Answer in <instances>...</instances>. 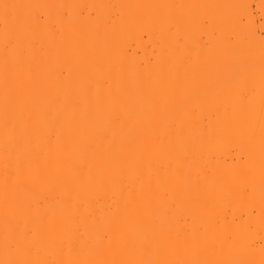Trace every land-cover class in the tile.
<instances>
[{"label":"bare ground","instance_id":"1","mask_svg":"<svg viewBox=\"0 0 264 264\" xmlns=\"http://www.w3.org/2000/svg\"><path fill=\"white\" fill-rule=\"evenodd\" d=\"M206 1L0 0V264H229L220 84L264 36L252 1Z\"/></svg>","mask_w":264,"mask_h":264},{"label":"rangeland","instance_id":"2","mask_svg":"<svg viewBox=\"0 0 264 264\" xmlns=\"http://www.w3.org/2000/svg\"><path fill=\"white\" fill-rule=\"evenodd\" d=\"M104 1H108V0H104ZM208 1H210V0H207L206 2H208ZM245 1L246 0H241V2H237V1H235V2L237 4V3H242V2L245 3ZM248 1H250V2H248ZM248 1H246V2L251 3V1H252V3L254 4V5H251V8H252L251 12L253 13V14L252 13L251 14L253 15L252 16L253 18L250 17L251 20H248L246 17H243V18H246L249 21V23H250V21L252 22V19H254V22H256V23H254V22H252V23L258 25V26L254 25L255 29H257V35L258 36H264V32H261V31H264V10L263 11H259L258 9L256 10V7H257L256 3L258 2V0H255L256 2L253 0H248ZM259 1H261V0H259ZM202 2H203V0H202ZM227 2H228V0H227ZM235 2H232V3H235ZM208 3L210 4V2H208ZM208 3H207V5H208ZM216 3H217L216 0H211L210 9H212L213 6H215L214 4H216ZM204 8H206V6ZM206 11H207V9H206ZM208 11H209V8H208ZM206 15L210 16V12H208V14H206ZM255 16H256V18H255ZM206 17L204 18L205 20H206ZM207 18H208V23H209L211 17H207ZM258 18H259V20H258ZM246 19L245 20L241 19L242 21L240 20V22H242L243 24L247 23ZM208 23H207V21L205 22L206 28H208ZM236 26L237 27L240 26V23L238 22V24H236ZM250 26L251 25H249V28H250ZM233 27H235V25ZM252 27H253V25H252ZM238 28H240V27H238ZM246 28L247 27H245V30H246ZM262 28H263V30H262ZM205 34H206V32H205ZM205 38L206 37L204 36L203 42L206 41ZM240 49L241 48L237 49V50H239V52L236 51L235 54L233 53L234 55L232 56V59L230 62L231 64L227 63L228 66L225 64L226 67H229L230 65L233 66V69L231 71L234 70L235 72L234 71L231 72L232 79L226 78L225 80L222 81L223 83H221V80H220V83H221L220 88L223 86L222 89H220V96L222 94L223 98L221 96V100H222L223 104L226 105V106L223 105L222 102L220 101V106L224 107V111H223V109H221L222 107H220V111L221 112L223 111L225 114V110H227L230 107L228 109V111L231 112L230 109H232V113H235L234 114L235 116L228 113L229 118H226V120H229L230 118H232V122H230L231 119L229 122H226V120H225V122L227 124L233 123V126L238 128L234 134L231 133L228 135V134H226L227 125L224 126V124H223L224 127H222L223 130H221V131L223 132L224 130H226V132L224 131L223 134H226L227 136H224L226 139H223L224 137L223 138L221 137L220 138V144H219V146H220V148H219V151H220L219 162H220V164L219 165H220L221 171H223L221 173H224V175L222 176V179H221L223 182L221 181L222 186L220 187L221 188L220 193H221V195L226 194V196L221 197V199H220V203H221L220 204L221 210L219 213V217H220L219 218V225L221 226L220 227V244H221L220 245V251H221L220 255H223V253H225L224 249L226 246L231 245L233 248V252L231 251L232 254L230 253L231 257L228 254L229 255L228 257H230L228 259V260H230L229 264H234L236 262L239 264V261H241L239 259H240V257L242 258V256H241L242 252H241V254H239L240 256L237 254L239 251V248H241L243 245L244 248L241 249V251H243V250H245V247L247 248L248 246H251V247H249L250 251L245 250L247 253L248 252L250 253V256L248 255L249 253L247 255L250 258H252V260L249 259L250 261L246 260V264H248V262H249V264H251V263H253V264H264V260H263L264 259V195H263L264 192H262V191H264V185H262L264 183L260 184V182L258 181L260 178L264 177V151H263V149H264V123L262 121V120H264V115H263L264 114V112H263L264 111V97L261 98V101L259 102L257 109L253 110L251 112L252 114L249 113L250 116L248 114H247L248 116L246 114H244L245 109H244V111H242L243 108H247V107H245L247 105V103H245L244 100L242 101L243 98L241 97V96H243L245 98V101H246L250 96L249 94L252 93L251 92L252 90L250 89L251 93L249 92L248 93L249 96H247L246 93L244 92V91H246V89L244 91L242 90V89H244V86L247 87L245 85L246 81L247 82L249 81V83L251 81L247 77H248V74H250L249 70L252 68H247V65H248L247 62H249V65L252 64V66L248 65V67H253L254 63H255V67L251 71L254 72V71L258 70V68H259L260 70H258L257 72L260 71L261 72L260 76L262 77V75L264 74V72H262L264 70V68H263L264 67V51L256 53L257 55L255 54V56L251 57V59H249L250 57L246 58L248 61H246V59H245V63H244V61L240 62L239 56L241 58V55L244 54V51H247V48L244 51L240 50ZM238 54H240V55H238ZM242 57H244V56H242ZM256 57H258V58L254 59ZM260 57H261V59H259ZM249 60H251L253 62H251ZM255 61L259 64H256ZM233 62H235V63H233ZM262 62H263V64H262ZM245 64H246V67L244 66ZM260 64H262V65H260ZM232 66H231V68H232ZM237 66H239L240 68L242 67V69L239 68V70H241L242 72L238 71ZM243 68H245V69H243ZM255 68H257V69H255ZM221 70L222 69L220 68L219 69V76L220 77L222 75L226 74L225 70H227V69L224 70V68H223L225 74H223V72H221ZM236 72L238 75L235 74ZM221 73H222V75H220ZM227 73H229V72H227ZM245 73L247 74V77H246ZM234 74L237 75V77H238L237 79L233 78V76H235ZM258 76L259 75H257L255 77V80L257 79L256 82H258V79H259ZM222 78L223 77H221L220 79H222ZM227 79H228V81H227ZM233 79L237 80V81H234ZM246 79H248V80H246ZM229 80L232 82L234 81V83H231ZM252 80H254V79H252ZM263 80H264V76L262 77V80L261 79L259 80V82L261 83L260 89H264V84L262 83ZM226 82H228V83L226 84ZM256 82L254 83L253 81H251V83H253V84H251V87H249V88H253V91H255L256 88L258 87L257 85H259V82L257 84H256ZM249 83H247L248 86H250ZM226 85L232 87V89L230 88L231 91L228 90L229 87H225ZM249 88H247V89H249ZM222 91L225 92L227 97L230 96V99H232V100H229V98H227L225 96V94L222 93ZM226 91H228V92H226ZM242 91H243V93H242L243 95L240 96L239 92H242ZM237 96H238V98H236ZM231 97H233V98H231ZM224 98L226 101L224 100ZM224 102H227L228 104L224 103ZM241 102H242V104H241ZM243 104L244 105L246 104V105L243 106ZM227 105H228V107H227ZM231 107H233V108H231ZM221 112H220V114H221ZM224 114H222V116ZM230 115H232V116H230ZM222 119L223 118H221V120ZM247 119H249V121ZM220 124H222V122ZM246 124L247 125L249 124L251 126L252 130H250V128L248 130L247 127H250V126L246 127ZM222 132H221V135H222ZM225 140H226V142H225ZM259 161H261V162H259ZM252 163H253V167H252ZM258 163H260V164H258ZM245 165L248 169L245 167ZM250 170H252V171H250ZM244 172H245V174H244ZM241 175L242 176L247 175V176H245V179H244V177H242ZM250 184H251V187H250ZM224 225H225V227H224ZM248 227H250V229ZM253 229H255V231H253ZM249 233L253 235V238L251 237V235ZM257 234H259V235H257ZM255 237L257 239H255ZM244 240H246V241H244ZM248 242H249V245H247ZM228 247H230V246H228ZM226 249H228V248H226ZM251 251L253 252V256L251 255L252 254ZM244 253H243V256H246V253L245 254ZM261 256H262V258H261ZM243 258H245V257H243ZM226 261L227 260H225V264H226ZM222 262H224V261H222Z\"/></svg>","mask_w":264,"mask_h":264}]
</instances>
